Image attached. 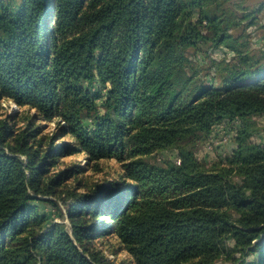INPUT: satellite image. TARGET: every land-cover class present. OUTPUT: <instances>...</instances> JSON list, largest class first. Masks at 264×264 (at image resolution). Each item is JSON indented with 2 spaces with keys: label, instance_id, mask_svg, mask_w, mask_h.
Listing matches in <instances>:
<instances>
[{
  "label": "trees",
  "instance_id": "1",
  "mask_svg": "<svg viewBox=\"0 0 264 264\" xmlns=\"http://www.w3.org/2000/svg\"><path fill=\"white\" fill-rule=\"evenodd\" d=\"M212 1L0 0V108H27L0 113V264H116L98 247L107 240L129 264H219L228 240L242 254L231 264H264V145L244 131L220 169L187 149L166 167L144 159L226 118L264 115V67L220 88L187 72L202 27L229 45ZM76 153L85 166L61 168ZM113 159L117 180L85 179ZM39 201L62 217L65 203L70 226Z\"/></svg>",
  "mask_w": 264,
  "mask_h": 264
},
{
  "label": "rangeland",
  "instance_id": "2",
  "mask_svg": "<svg viewBox=\"0 0 264 264\" xmlns=\"http://www.w3.org/2000/svg\"><path fill=\"white\" fill-rule=\"evenodd\" d=\"M205 11L209 16H218L223 20L222 26L227 29L224 35H229L230 38L227 39L229 45L223 41L217 44L214 41L217 31L208 26L202 27L203 38L197 46L189 47L186 51L187 72L197 83L220 88L233 73L248 68L264 67V0H214ZM198 15L196 11L194 21L197 20ZM26 109L18 107L10 100H4L1 103L0 113L3 116L13 115L16 111L25 114ZM55 128L56 123L53 122L48 126L47 131L53 132ZM244 131L247 134L246 142L264 145V115L226 118L215 124L208 133L198 131L180 140L177 146L159 150L145 156L144 159L154 165L166 167L170 164H178L180 149H187L201 164L210 169H220L229 165L234 151L238 148V137ZM69 139L68 137L66 140ZM85 162V154L76 153L67 156L61 168L73 163H81L85 166ZM92 165L84 172L85 179L92 184L117 180L122 171L121 164L115 159L103 161L99 167ZM233 179L235 182H241L237 174H234ZM58 202L64 217L49 202L39 201L37 204L49 216L50 222L66 223L69 227L66 204L62 201ZM98 247L116 264H129L131 260L129 253L114 240H107L98 244ZM226 250L231 256L227 258L224 254L219 264H231L232 260L242 255L241 252L236 251L233 240L226 241Z\"/></svg>",
  "mask_w": 264,
  "mask_h": 264
},
{
  "label": "built area",
  "instance_id": "3",
  "mask_svg": "<svg viewBox=\"0 0 264 264\" xmlns=\"http://www.w3.org/2000/svg\"><path fill=\"white\" fill-rule=\"evenodd\" d=\"M16 105V104H15Z\"/></svg>",
  "mask_w": 264,
  "mask_h": 264
}]
</instances>
